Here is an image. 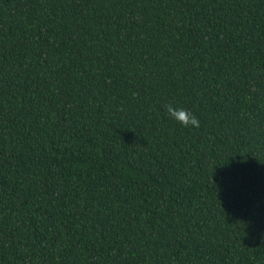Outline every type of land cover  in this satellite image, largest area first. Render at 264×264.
<instances>
[{"label":"trees","instance_id":"16d2710c","mask_svg":"<svg viewBox=\"0 0 264 264\" xmlns=\"http://www.w3.org/2000/svg\"><path fill=\"white\" fill-rule=\"evenodd\" d=\"M0 264H264V0H0Z\"/></svg>","mask_w":264,"mask_h":264},{"label":"clouds","instance_id":"9594fccd","mask_svg":"<svg viewBox=\"0 0 264 264\" xmlns=\"http://www.w3.org/2000/svg\"><path fill=\"white\" fill-rule=\"evenodd\" d=\"M166 114L175 121H178L184 126H199V120L196 118L195 115L192 114L191 111L183 108H174L171 105L166 107Z\"/></svg>","mask_w":264,"mask_h":264}]
</instances>
